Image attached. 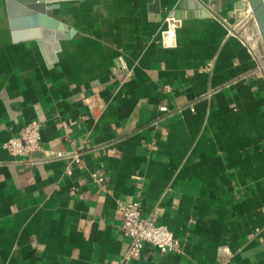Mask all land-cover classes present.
<instances>
[{
    "label": "crops",
    "instance_id": "1",
    "mask_svg": "<svg viewBox=\"0 0 264 264\" xmlns=\"http://www.w3.org/2000/svg\"><path fill=\"white\" fill-rule=\"evenodd\" d=\"M240 3H53L66 38L45 54L0 0V264H264V45ZM34 121L42 150L12 157ZM74 151L82 165L57 157ZM138 199L178 252L125 260L118 202Z\"/></svg>",
    "mask_w": 264,
    "mask_h": 264
},
{
    "label": "built area",
    "instance_id": "2",
    "mask_svg": "<svg viewBox=\"0 0 264 264\" xmlns=\"http://www.w3.org/2000/svg\"><path fill=\"white\" fill-rule=\"evenodd\" d=\"M244 4V21L253 22L252 14L248 13L247 1L241 0ZM122 70H126V63L122 56L118 57ZM98 108V107H96ZM161 112H166V107H160ZM41 124L37 121L31 122L19 132L3 143V149L12 157H21L30 161L33 155L42 150L41 145ZM58 158H71L76 165H82L83 160L77 151L71 153H58ZM91 180L100 188L105 187V176L103 171L96 170L90 174ZM118 209L121 213L123 235L130 240V246L126 254V261L140 259L144 245L148 244L156 248L161 254L178 252L180 243L174 233L164 225L157 223L158 215L155 211L149 215H143V203L138 199L131 203L118 202Z\"/></svg>",
    "mask_w": 264,
    "mask_h": 264
},
{
    "label": "water",
    "instance_id": "3",
    "mask_svg": "<svg viewBox=\"0 0 264 264\" xmlns=\"http://www.w3.org/2000/svg\"><path fill=\"white\" fill-rule=\"evenodd\" d=\"M62 1L66 0H6L14 41L36 40L45 54L48 46L52 47L53 51H57L59 47L58 42L66 38L65 31L67 28L50 18L47 13L49 8H54L50 4ZM182 1L186 2L188 0ZM247 1L254 13L255 21L264 45V0ZM197 15L193 14V17ZM235 15L239 21L244 19V8L242 4L237 6V13ZM187 17L188 14H181L179 12L171 15L168 22L169 30L165 35L167 42L169 40L171 42L167 44H173L172 40L175 29L181 25L182 19ZM54 29H57V31H54ZM67 36L69 37V35Z\"/></svg>",
    "mask_w": 264,
    "mask_h": 264
},
{
    "label": "bare ground",
    "instance_id": "4",
    "mask_svg": "<svg viewBox=\"0 0 264 264\" xmlns=\"http://www.w3.org/2000/svg\"><path fill=\"white\" fill-rule=\"evenodd\" d=\"M246 1H247V0H246ZM240 4H242V6H243V8H244V4H243L242 1H241ZM240 4H239V5H240ZM247 4H248V7H247L248 13H249V14H252V16H253V18H254V20H255L254 13H253V11H252V9H251V7H250L248 1H247ZM244 16H245V14H244ZM255 22H256V21H255Z\"/></svg>",
    "mask_w": 264,
    "mask_h": 264
},
{
    "label": "rangeland",
    "instance_id": "5",
    "mask_svg": "<svg viewBox=\"0 0 264 264\" xmlns=\"http://www.w3.org/2000/svg\"><path fill=\"white\" fill-rule=\"evenodd\" d=\"M250 23H253L252 21ZM254 24V23H253ZM255 25V24H254Z\"/></svg>",
    "mask_w": 264,
    "mask_h": 264
}]
</instances>
